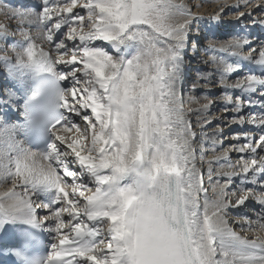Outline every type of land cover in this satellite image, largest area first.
Listing matches in <instances>:
<instances>
[{
    "label": "snow or ice",
    "instance_id": "1",
    "mask_svg": "<svg viewBox=\"0 0 264 264\" xmlns=\"http://www.w3.org/2000/svg\"><path fill=\"white\" fill-rule=\"evenodd\" d=\"M244 7L240 19L264 12V0ZM12 18L28 29L9 56L10 25L0 23V64L11 81L0 89V239L8 241L0 261L264 264V42L209 45L235 58L215 61V73L233 120L252 126L235 137V162L227 151L209 161H225L210 200L183 107L195 17L182 0H40ZM202 79L212 83L213 74ZM14 107L19 118L10 121ZM203 136L215 150L223 132ZM250 200L259 211L240 227L251 237L227 218Z\"/></svg>",
    "mask_w": 264,
    "mask_h": 264
},
{
    "label": "bare ground",
    "instance_id": "2",
    "mask_svg": "<svg viewBox=\"0 0 264 264\" xmlns=\"http://www.w3.org/2000/svg\"><path fill=\"white\" fill-rule=\"evenodd\" d=\"M16 1H18V0H0V13H4L5 9H8L11 13H13V11L16 10V8L14 7V5H15L14 3H16ZM26 1H28V0H21V2H26ZM34 1L37 2V3L40 2V0H34ZM12 2H14V3L12 4ZM182 2L191 11L192 17H195V18L196 17L197 18L200 17L201 18V16H203V18L204 17L208 18L211 23H213V24H215L217 26V27H215V31L221 30L218 33H215L214 38L212 40L209 39V41H206L204 43V47H205V45H207V48L210 49V55H212V57L208 56V57H205V59H204V60L209 59V62H211V61L213 62L214 56L222 57V58H225L227 60H232L233 61L235 59L234 57H231L229 54H226V53H221L218 50L217 51H212L211 48L209 47V45L210 44H215L217 46V48H218L219 45L224 44L227 41H231V40L237 39L236 37H238V38L241 37L240 34H241V31H242V29H241V23L242 22H247V23H249V25H252V24H254L253 21H259L261 18H264V12H262L259 9H256V8L251 9V16L246 15L242 19L239 18V12H241V11H244V12L250 11L249 8L244 7V5L248 2V0H182ZM4 3H6V4H4ZM252 3L254 5H256V4L259 3V0H252ZM9 4L13 8L12 7L7 8L6 6L9 5ZM26 4H28V2H26L24 4V6H26ZM237 5H239V7H237ZM212 17H216V19H212ZM185 18H187V17H178L177 19L178 20H183ZM192 23H194V22L192 21ZM220 24L232 25V29L231 30H227V32H224L225 31L224 27L222 29H219L220 28ZM191 28H192V24H191ZM192 31L193 30H190V37H192L194 35V33L191 34ZM232 34H237V36L236 37H232L231 36ZM14 39L16 40L17 38H14ZM20 40H21V38H20ZM246 50H247V48L245 49V53L247 52ZM187 52L190 53L191 55H194L196 53H199V49L197 47L196 51H195V49L190 46V47H188V51ZM201 56L202 55L199 54L198 57L194 56V58L198 59ZM229 63H231V62H229ZM211 64H212L211 66L208 65V64H207V66L203 65L206 68V69L203 68V70H205L206 74L207 73L208 74L212 73V71L210 69H216V65H214V63H211ZM1 65H0V70L2 71V73H4V75H2L0 80H1V82L4 83L3 86L4 85L7 86L11 81H9V80H7L5 78L6 73H5L4 68H2L3 66H1ZM191 66H193L194 68H191L188 71L189 73H191L190 78L188 79L187 76L185 77V81L187 80L189 82V84H190L191 78L196 74V70H198V68L202 69V67H203V66H201V67L199 66L198 67V65L196 63H192ZM233 77H234V75L229 78V81H228L229 83L231 82L230 80ZM214 84L215 83H213V84L212 83H204V84L200 85V87H203V88L204 87L208 88V89L209 88H214V90L211 91V93H213V95L209 96L208 98L205 96V93L207 94L208 91L204 90L203 92H205V93L202 92L203 93V95L201 97L202 99L199 101V103L195 102V103H192L191 105H189V107H185L184 102H183V107H184V110H185L186 117L188 119H190L191 121H194L196 123L195 125H197V126H204L205 121L202 120V118H203V115L207 116L205 113L197 115L196 114L197 110L202 109L204 104H209L210 101H211V104H213V101L215 100V98H216L215 104L217 102H220V100H221V99H219L221 97L215 96V93L219 92L218 90H219V87L221 85L220 80H219L218 83H216L215 85ZM9 86H11V85H9ZM211 98L214 99V100H212ZM192 117H195L196 120L195 119H191ZM207 119H208V116H207ZM218 124H222V123H218ZM206 125L207 124H205L204 127L207 130H210L211 128L214 127V126L206 127ZM213 130H214V128L212 129V131ZM236 133H241V132H236ZM210 157H212V155H210L209 157H205L204 159H202V161H206ZM199 161H200V159L197 156V161H196L197 167L198 168H202V170H205V165L201 164ZM214 189H215V191H214ZM3 190L4 189L2 187H0V191H3ZM212 191H214V192H212ZM212 191H210V197H212L210 199H215L216 198V192H218L219 189L218 188H213ZM228 193H229V195H231L232 191H228ZM214 194H215V196H213ZM42 214H43V212H42ZM228 216H230V218H229L230 219L229 220L230 224L231 223H235V227L237 228V229L235 228V230L237 232H240L239 231L240 228H241L240 225L243 223L242 217H244V215H237V216L232 217L231 214L228 213ZM251 217L255 218L254 216H251ZM239 221H241V223H239ZM245 233H250V232H245ZM240 234L244 235V233H240Z\"/></svg>",
    "mask_w": 264,
    "mask_h": 264
},
{
    "label": "rangeland",
    "instance_id": "3",
    "mask_svg": "<svg viewBox=\"0 0 264 264\" xmlns=\"http://www.w3.org/2000/svg\"><path fill=\"white\" fill-rule=\"evenodd\" d=\"M0 23H2V24H5V25H10V29H9V31H10V33H12L11 35H13V37H15V38H17L18 40H20V38L22 39V36H21V29H24V30H27L28 29V25H26L27 23H21L20 21H19V19H14V18H12V13L8 10V9H5V11H4V13H0ZM20 24V25H19ZM191 30H192V28H191ZM38 34V29H36V28H31V34L32 35H36V34ZM11 38V37H10ZM17 39H16V41H17ZM15 40V39H14ZM0 43H3V42H0ZM15 43V41H12V38L11 39H9L8 38V41H7V44H8V46H9V51H8V55L10 56H14V53L11 51V45L12 44H14ZM200 47H201V45L199 46V49H200ZM200 53V52H199ZM4 53L3 52H0V55H3ZM204 53H202V56L200 57V59H199V61H198V64H199V66L201 65V66H203V65H205V66H207L206 64H207V61H208V59L207 60H204L205 59V54H206V52H205V54L203 55ZM207 55V54H206ZM215 58H218V57H215ZM209 64V63H208ZM3 66V65H2ZM200 66V67H201ZM199 69V68H198ZM206 76L207 74L205 73V70H196V74L191 78V80H190V83H191V81H192V85H198V82L200 83L199 85H202V84H204L205 82H204V80L203 79H201L202 78V76H204V75ZM211 74H213V73H211ZM200 79V81H198ZM219 80H220V78H218L217 79V82L216 83H218L219 82ZM213 81H214V79H213ZM214 82H212V84H213ZM215 83V84H216ZM214 84V85H215ZM9 87V86H8ZM203 93H205V92H203ZM203 93L201 94V95H198V96H195V94L193 93V94H191V95H189L183 102H184V105H185V107H189V105H191L192 103H195V102H198L199 103V101L202 99L201 97H202V95H203ZM205 95H206V93H205ZM205 105V104H204ZM207 115V114H206ZM208 116V115H207ZM191 119H195L196 120V118L195 117H192ZM192 123H195L194 121H191ZM208 155V154H207ZM206 157V156H205ZM204 157V158H205Z\"/></svg>",
    "mask_w": 264,
    "mask_h": 264
}]
</instances>
